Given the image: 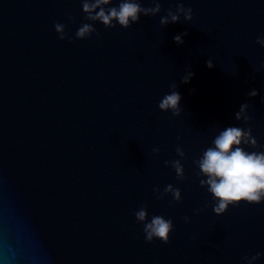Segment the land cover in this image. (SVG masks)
Returning <instances> with one entry per match:
<instances>
[{"label": "water", "instance_id": "95a60500", "mask_svg": "<svg viewBox=\"0 0 264 264\" xmlns=\"http://www.w3.org/2000/svg\"><path fill=\"white\" fill-rule=\"evenodd\" d=\"M160 2L130 28L96 22L99 34L79 39L82 0H0V264H246L264 253V203L217 215L195 165L220 128L245 126L244 102L264 150V0ZM179 3L193 19L163 26ZM173 83L180 116L159 108ZM175 159L184 180L165 163ZM169 183L182 201L154 191ZM145 204L149 219L174 221L170 242L145 238Z\"/></svg>", "mask_w": 264, "mask_h": 264}, {"label": "clouds", "instance_id": "9594fccd", "mask_svg": "<svg viewBox=\"0 0 264 264\" xmlns=\"http://www.w3.org/2000/svg\"><path fill=\"white\" fill-rule=\"evenodd\" d=\"M162 4L160 0H152V6H145L142 0H82V9L86 14V20L80 24L75 36L79 39L90 38L93 33L97 35L96 22H101L105 27L112 28L117 24L124 28H130L133 24L140 22L141 16H155L161 13ZM193 9L184 3L170 7L166 15L160 17L163 26L169 23L181 22L193 19ZM70 19L75 21L74 16ZM55 29L61 39H72L67 31V25L62 22L55 23ZM184 34H176L174 39L177 43L183 44ZM258 43L264 46V35L257 37ZM208 66L214 67L212 59H208ZM195 73L188 70L183 76V81L188 83ZM252 97L259 95L258 89L249 92ZM182 95L177 90L176 83L171 85V91L165 93L160 101L159 108L163 111H171L174 115L182 114ZM251 105L244 102L235 113L237 120L243 121L245 126L228 125L220 128L214 136L211 145L205 148L202 154L195 160L197 167L196 175L200 178V184L207 188L212 195V207L217 215L225 214L231 206L241 203L261 204L264 203V150H259L260 145L253 135L250 124L252 119L249 114ZM249 148L257 150H249ZM159 154V147L153 148ZM181 157L186 154L184 149L177 147ZM174 168L179 179H186V172L183 162L180 159L165 161ZM154 191L161 197L171 194L174 201L180 202L183 199L182 190L169 183L161 192L159 186ZM135 216L139 223L144 225L145 238L149 242L157 239L170 242L171 234L175 229L174 221L162 214H152L149 219L148 206L140 207ZM185 221H190L189 216H184ZM264 253L258 252L253 256L245 257L246 264H256Z\"/></svg>", "mask_w": 264, "mask_h": 264}]
</instances>
